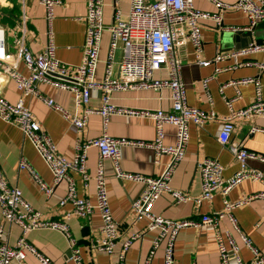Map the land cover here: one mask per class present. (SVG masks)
<instances>
[{
    "label": "crops",
    "instance_id": "1",
    "mask_svg": "<svg viewBox=\"0 0 264 264\" xmlns=\"http://www.w3.org/2000/svg\"><path fill=\"white\" fill-rule=\"evenodd\" d=\"M62 5L55 10V17L51 23L54 34L56 57L71 65L80 64L83 59V44L86 32L87 0H61ZM234 4L235 0H220ZM104 22L113 23L115 13L120 10L123 18H127L131 0H104ZM195 7L201 11L215 13L217 9L210 0H194ZM0 13L3 15L0 22L8 34V42L12 43L17 33V24L21 16L25 15L26 42L34 53L43 52L48 42L49 23L46 19V9L37 0H0ZM248 15L240 10H228L223 13L222 27H217L215 21L205 20L201 24L204 51L202 58L213 61L207 66L197 63V56L190 42L178 47L175 56L182 64V77L186 86L187 102L191 107L205 112H215L216 120H210L201 128L190 124V140L186 155L178 165L172 180L174 190L186 193L192 199L201 194V179L198 163L206 158H217L224 166L223 175L230 178L241 169V163L228 147H224L218 136L221 131L222 118L231 114L232 109L237 111L251 105L255 99L254 85L241 87V96L234 101L232 108L226 104V99L237 96L236 88L222 86L230 81L241 78H255L260 80L264 97V72L256 66L237 67L229 70L236 61L255 60L264 64V52H255L247 56H238L236 59L215 62L218 52L236 51L230 41H223V33L233 30L251 31L252 35L240 36L241 49L252 44L264 45V20L258 21L252 28ZM225 30H224V28ZM228 29V30H226ZM110 35L104 33L100 50V63L96 77L101 81L105 71V59L109 48ZM119 57V54L118 56ZM19 72L29 75L24 65H20ZM208 81V90L203 87V81ZM38 89L45 96L54 99L68 113L84 114L83 107L75 106L72 93L60 90L50 85L38 84ZM0 94L8 101L15 103L22 99L25 105L33 111L43 129L52 137L58 151L68 160H72L76 145L88 139L101 136L107 132L114 138H127L137 141L153 142L156 138L155 122L152 119L113 115L105 124L102 116L93 114L89 116L87 126L78 131L65 117L64 111L53 110L43 101L34 96L26 95L19 90L15 81L7 76L0 79ZM103 93L99 89L91 92L90 106L99 107L102 104ZM111 102L120 107L141 110H164L172 108L169 90L161 93L152 90H137L116 92L111 95ZM234 131L231 144L242 149L264 156V117L243 118L234 121ZM256 129V131H254ZM163 144L174 146L176 144V129L166 125ZM100 159L99 150L91 148L88 151L87 169L90 181L86 185L81 176L73 173L77 192L80 198L88 200L92 205L97 204L96 183L94 176ZM28 162L40 178L48 185H53V174L44 159L40 156L32 142L25 137L21 129L0 118V164L11 184L20 188L25 199L41 213L47 221L63 220L69 214L67 223L71 238L75 239L80 249L84 264H119V253L122 242L136 233H144L143 238L133 243L126 255V264H145L152 249V241L157 236L154 231L147 232L148 221L137 219L132 204L144 191L145 186L133 180L117 177L115 165L105 160L107 174V189L109 202L114 219L119 225L120 237L113 255L98 252L90 247V240L102 236V220L97 209L89 218L77 217L72 204L62 205L61 202L67 194L66 183L55 187L51 196H47L36 184L32 175L20 168L21 161ZM120 170L123 173L139 174L143 176H160L167 168L170 157L162 155L157 157L156 151L149 147L123 146L121 148ZM248 168L260 170L264 174V163L251 160ZM264 190V184L250 179L244 180L229 192L231 201L256 194ZM224 194L217 192L212 199L203 201L200 205L193 200L177 203L170 193L162 194L156 201L153 212L172 220L200 219L205 214L218 213L224 208ZM234 217L239 229L249 237L252 244L264 254V200H258L235 209ZM0 222L5 226L6 240L14 246L16 242L25 237L40 253L49 257L54 264H75L71 259V245L68 236L54 229H35L24 235L21 227L5 223L0 209ZM219 229L229 233L235 241L240 257L245 261L253 259V253L247 247L241 234L234 229L229 218L222 219ZM164 247L162 244L156 251L150 264H164ZM175 264H220L219 248L215 239V231L211 227L185 228L179 232L175 241ZM13 264H42L39 259L27 253L21 262Z\"/></svg>",
    "mask_w": 264,
    "mask_h": 264
},
{
    "label": "built area",
    "instance_id": "2",
    "mask_svg": "<svg viewBox=\"0 0 264 264\" xmlns=\"http://www.w3.org/2000/svg\"><path fill=\"white\" fill-rule=\"evenodd\" d=\"M46 9V19L51 25L57 7L61 0H37ZM217 12H204L195 7L194 0H131L127 18H123L120 10L115 13L112 24L104 22V0H87L86 32L83 44V59L80 64L71 65L60 61L56 57L54 34L49 27L48 42L43 52L34 53L26 42L25 15L21 16L17 24V33L12 43L8 42L6 29L0 22V79L7 76L15 81L19 90L43 101L53 110L64 111L65 117L74 127L81 131L87 124L89 116L98 114L103 117L105 124L113 115L133 116L152 119L155 122L156 138L153 142L137 141L127 138H114L107 132L101 136L79 142L72 160L65 158L57 149L50 134L43 129L41 123L20 99L12 103L0 94V118L18 126L25 137L29 139L40 156L44 159L53 174V185L45 183L25 160L20 168L27 170L36 184L49 197L55 187L66 183L67 194L62 205L70 203L74 213L80 218H89L97 209L102 220V236L90 240V247L98 252L113 255L120 237L119 225L113 217L107 189V174L104 161L110 160L116 168L117 177L127 178L145 186L141 196L133 202L132 209L137 219L148 221L146 231L157 233L152 241V249L145 264H150L156 251L162 244L164 247V264H175V241L179 232L185 228L211 227L215 231V239L219 248L220 264H264V254L255 247L249 237L239 229L234 210L242 205H248L258 200H264V190L249 195L237 201L229 199V192L244 180L264 184V174L260 170L248 168V161L259 160L264 163V156L242 149L231 144L234 121L243 118L264 117L263 87L260 80L255 78H241L230 81L222 87L236 88L237 96L226 99V104L232 108V103L241 96V87L254 85L256 95L250 106L233 110L230 115L222 118L221 131L218 141L228 147L241 163V169L230 178L223 175L224 166L217 158H206L198 163L201 179V194L192 199L186 193L171 187L172 177L183 161L190 140V124L194 123L203 128L210 120H216L215 112H205L191 107L187 102L186 86L182 77L183 64L175 56V50L190 42L197 56V63L207 66L211 62L202 58L204 41L201 24L205 20H213L217 27H222L223 13L228 10H240L248 15L252 28L258 21L264 20V0H235L234 4L220 0H210ZM0 13V20L2 18ZM224 28V27H223ZM225 30V28H224ZM228 30V29H226ZM238 30V29H236ZM233 30V31H236ZM110 35L107 57L104 61L105 71L101 81L96 73L100 63V50L104 33ZM255 52H264V45L254 43L251 46L236 51L218 52L215 62L236 59ZM119 54V57H117ZM24 65L28 76L19 72L20 65ZM256 66L264 72V64L253 60L236 61L229 70L237 67ZM203 81V87L208 90V81ZM46 84L63 91L72 93L75 106L83 107L84 114H72L65 111L54 99L45 96L38 89V84ZM99 89L103 93L102 104L91 107V92ZM152 90L161 93L169 90L172 108L164 110H141L120 107L111 102V95L116 92ZM172 125L176 129V144L165 146V126ZM256 131V129L254 130ZM123 146L149 147L156 151L157 157L168 155L169 164L164 172L157 177L139 174L123 173L120 170L121 148ZM91 148L99 150L100 159L94 176L96 183L97 204L94 206L88 200L80 198L76 188L73 173L81 176L87 185L91 177L87 169L88 151ZM224 194V208L218 213L205 214L200 219L172 220L153 212V207L159 197L170 193L177 203L193 200L200 205L203 201L213 198L215 193ZM0 209L5 223L14 224L23 230L24 235L35 229H54L68 236L71 245V259L75 264H84L80 249L75 239L71 238L67 220L69 214L59 221L42 219L41 213L25 199L23 192L11 184L0 164ZM229 218L234 229L237 230L247 247L253 253V259L243 260L239 255V248L229 233L219 229L222 219ZM144 233L131 235L122 242L119 253V264H126V255L133 243L143 238ZM27 253L35 255L42 264H54L52 260L40 253L25 237H21L14 246L6 240L5 226L0 222V264L21 262Z\"/></svg>",
    "mask_w": 264,
    "mask_h": 264
},
{
    "label": "water",
    "instance_id": "3",
    "mask_svg": "<svg viewBox=\"0 0 264 264\" xmlns=\"http://www.w3.org/2000/svg\"><path fill=\"white\" fill-rule=\"evenodd\" d=\"M247 35L251 36V31H244V30H236V31H230V33H223V41H230L233 45V49H241L242 46L238 43L240 40V36Z\"/></svg>",
    "mask_w": 264,
    "mask_h": 264
}]
</instances>
